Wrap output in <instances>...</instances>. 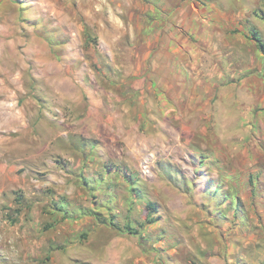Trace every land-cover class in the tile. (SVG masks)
I'll return each instance as SVG.
<instances>
[{
  "label": "rangeland",
  "instance_id": "obj_1",
  "mask_svg": "<svg viewBox=\"0 0 264 264\" xmlns=\"http://www.w3.org/2000/svg\"><path fill=\"white\" fill-rule=\"evenodd\" d=\"M0 264H264V0H0Z\"/></svg>",
  "mask_w": 264,
  "mask_h": 264
},
{
  "label": "trees",
  "instance_id": "obj_2",
  "mask_svg": "<svg viewBox=\"0 0 264 264\" xmlns=\"http://www.w3.org/2000/svg\"><path fill=\"white\" fill-rule=\"evenodd\" d=\"M149 207H152V208H154V206H149ZM127 228H128V230H130V229H129V227H127Z\"/></svg>",
  "mask_w": 264,
  "mask_h": 264
}]
</instances>
